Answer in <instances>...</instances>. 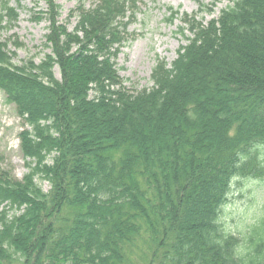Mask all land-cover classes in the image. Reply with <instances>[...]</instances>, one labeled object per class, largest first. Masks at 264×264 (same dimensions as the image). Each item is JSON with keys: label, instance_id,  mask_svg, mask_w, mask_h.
I'll use <instances>...</instances> for the list:
<instances>
[{"label": "trees", "instance_id": "obj_1", "mask_svg": "<svg viewBox=\"0 0 264 264\" xmlns=\"http://www.w3.org/2000/svg\"><path fill=\"white\" fill-rule=\"evenodd\" d=\"M48 1L39 62L14 63L0 40L27 169H0V264H264V208L243 236L220 219L235 179L264 183V0H230L206 22L219 0L181 14L185 45L140 90L115 60L142 0L80 2L71 31Z\"/></svg>", "mask_w": 264, "mask_h": 264}, {"label": "rangeland", "instance_id": "obj_2", "mask_svg": "<svg viewBox=\"0 0 264 264\" xmlns=\"http://www.w3.org/2000/svg\"><path fill=\"white\" fill-rule=\"evenodd\" d=\"M54 2L60 7L57 24H65L66 29L71 31L76 23V18L70 16L72 10L80 2L88 8L97 0ZM201 2L207 4L209 0H142L136 17L126 28V40L115 60L119 76L128 88H150V75L156 63L163 60L169 65L176 58L178 47L186 43L185 37L178 33V26L182 25L180 15L197 13ZM229 3L230 0H219L211 11L206 9L198 13L197 19L206 22L216 18ZM9 6L15 8L17 16L13 23L0 31V40L7 43L6 50L13 55L14 63L29 59L39 62L49 52L44 45L45 35L50 30L49 1L21 0L17 3L16 0H10ZM167 7L179 12V16L172 22L166 20L169 17ZM186 35L189 36L187 32ZM54 73L59 78L57 67ZM21 123L14 105L0 91V169L10 171L17 179H21L27 172L19 148ZM261 153L264 151L261 150ZM36 181L44 190H48L49 184L46 181ZM263 208L264 183L251 178L235 179L228 199L221 208L220 219L224 230L243 236L258 219ZM9 213L19 212L10 210ZM136 256L139 257L137 252Z\"/></svg>", "mask_w": 264, "mask_h": 264}]
</instances>
